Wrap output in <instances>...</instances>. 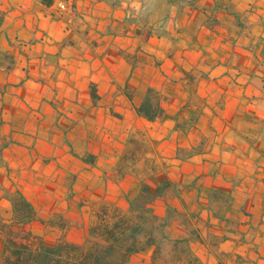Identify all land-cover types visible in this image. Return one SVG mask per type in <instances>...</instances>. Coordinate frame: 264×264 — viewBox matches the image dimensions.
Segmentation results:
<instances>
[{"label": "crops", "instance_id": "1", "mask_svg": "<svg viewBox=\"0 0 264 264\" xmlns=\"http://www.w3.org/2000/svg\"><path fill=\"white\" fill-rule=\"evenodd\" d=\"M104 210H150L178 264H264V0H0V255Z\"/></svg>", "mask_w": 264, "mask_h": 264}, {"label": "trees", "instance_id": "2", "mask_svg": "<svg viewBox=\"0 0 264 264\" xmlns=\"http://www.w3.org/2000/svg\"><path fill=\"white\" fill-rule=\"evenodd\" d=\"M138 112L149 121L161 118L164 110L158 94L148 89ZM163 186L155 190L143 185L140 198L151 203L161 196ZM139 207V206H138ZM132 208H135L132 202ZM148 214H138V222H132L116 214L108 215L104 210L98 223L90 228L89 236L84 243L74 244L62 238L54 245L30 242L26 235L21 241L8 237L0 255V264H128L131 257L154 245L155 253L159 249L157 238L152 232L143 229V223L149 220ZM164 238H166L164 236Z\"/></svg>", "mask_w": 264, "mask_h": 264}, {"label": "rangeland", "instance_id": "3", "mask_svg": "<svg viewBox=\"0 0 264 264\" xmlns=\"http://www.w3.org/2000/svg\"><path fill=\"white\" fill-rule=\"evenodd\" d=\"M117 215V214H116ZM118 216V215H117ZM124 217L127 220H131L132 222H138V215H125L121 216ZM149 220H146L143 223V229L145 233L152 232L153 235H155V238H157L159 249L156 252V263L157 264H178L177 262L185 258L188 254L187 248L185 244L181 241H173L168 242L166 238H164L163 233V225L161 223H158L157 220H153L150 216ZM157 234V235H156ZM15 240L21 241L22 238H17L16 236L11 235Z\"/></svg>", "mask_w": 264, "mask_h": 264}, {"label": "built area", "instance_id": "4", "mask_svg": "<svg viewBox=\"0 0 264 264\" xmlns=\"http://www.w3.org/2000/svg\"><path fill=\"white\" fill-rule=\"evenodd\" d=\"M59 10L61 11H66L67 10V7L65 4H61L59 7H58Z\"/></svg>", "mask_w": 264, "mask_h": 264}]
</instances>
